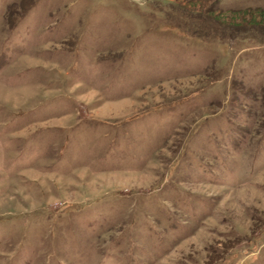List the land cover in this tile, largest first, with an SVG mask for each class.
<instances>
[{"label":"rangeland","instance_id":"374dc122","mask_svg":"<svg viewBox=\"0 0 264 264\" xmlns=\"http://www.w3.org/2000/svg\"><path fill=\"white\" fill-rule=\"evenodd\" d=\"M0 264H264V0H0Z\"/></svg>","mask_w":264,"mask_h":264},{"label":"trees","instance_id":"16d2710c","mask_svg":"<svg viewBox=\"0 0 264 264\" xmlns=\"http://www.w3.org/2000/svg\"><path fill=\"white\" fill-rule=\"evenodd\" d=\"M236 12V11H235ZM235 12L231 13V14H236Z\"/></svg>","mask_w":264,"mask_h":264}]
</instances>
